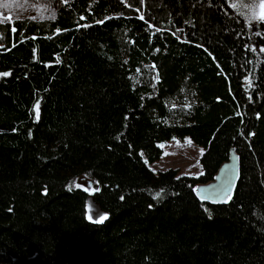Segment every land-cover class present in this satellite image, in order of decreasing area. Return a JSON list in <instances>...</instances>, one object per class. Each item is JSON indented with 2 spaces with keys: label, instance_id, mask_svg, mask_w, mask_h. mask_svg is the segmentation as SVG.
<instances>
[{
  "label": "trees",
  "instance_id": "trees-1",
  "mask_svg": "<svg viewBox=\"0 0 264 264\" xmlns=\"http://www.w3.org/2000/svg\"><path fill=\"white\" fill-rule=\"evenodd\" d=\"M48 1L0 20V264H264V31L248 0ZM185 135L202 173L150 167ZM231 152L230 194L199 197Z\"/></svg>",
  "mask_w": 264,
  "mask_h": 264
},
{
  "label": "rangeland",
  "instance_id": "rangeland-1",
  "mask_svg": "<svg viewBox=\"0 0 264 264\" xmlns=\"http://www.w3.org/2000/svg\"><path fill=\"white\" fill-rule=\"evenodd\" d=\"M262 2L264 0L246 2L243 5L251 35L264 31V21L259 19ZM52 11V4L48 0H0V20H11L23 16L40 18L50 15ZM255 47L256 50L261 48L260 45ZM188 141H191V143H188ZM158 144L161 147V154L154 162L149 163L154 170L172 168L176 170L177 175H198L202 173L203 168L199 157L203 148L193 142L189 136L170 138ZM77 182L88 188L93 185L88 177H83ZM86 215L88 218L99 220L101 216H104V213L91 198H88L86 201Z\"/></svg>",
  "mask_w": 264,
  "mask_h": 264
},
{
  "label": "water",
  "instance_id": "water-1",
  "mask_svg": "<svg viewBox=\"0 0 264 264\" xmlns=\"http://www.w3.org/2000/svg\"><path fill=\"white\" fill-rule=\"evenodd\" d=\"M236 176L237 157L231 152L229 159L219 167L214 179L196 187V194L207 200H222L232 191Z\"/></svg>",
  "mask_w": 264,
  "mask_h": 264
},
{
  "label": "snow or ice",
  "instance_id": "snow-or-ice-1",
  "mask_svg": "<svg viewBox=\"0 0 264 264\" xmlns=\"http://www.w3.org/2000/svg\"><path fill=\"white\" fill-rule=\"evenodd\" d=\"M249 3H251V0H248ZM259 19L264 21V2L261 3V13H260V16H259ZM3 75H8V73H4ZM37 109H38V105H37ZM39 118V112L37 110V119ZM188 143H191V141H188ZM157 195L159 196L160 193H157ZM228 199H231V196L228 197ZM91 219V217H89ZM105 219H107L106 216H101L99 218L98 221H96L97 223H100V222H103Z\"/></svg>",
  "mask_w": 264,
  "mask_h": 264
},
{
  "label": "bare ground",
  "instance_id": "bare-ground-1",
  "mask_svg": "<svg viewBox=\"0 0 264 264\" xmlns=\"http://www.w3.org/2000/svg\"><path fill=\"white\" fill-rule=\"evenodd\" d=\"M237 170H238V166H237ZM212 201V200H211ZM216 201H218V200H216Z\"/></svg>",
  "mask_w": 264,
  "mask_h": 264
}]
</instances>
